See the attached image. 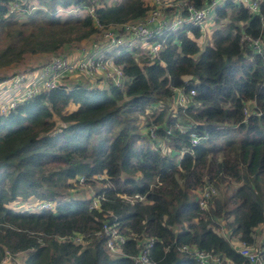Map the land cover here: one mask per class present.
<instances>
[{
    "label": "trees",
    "instance_id": "trees-1",
    "mask_svg": "<svg viewBox=\"0 0 264 264\" xmlns=\"http://www.w3.org/2000/svg\"><path fill=\"white\" fill-rule=\"evenodd\" d=\"M207 1L185 0L196 7ZM89 5L0 0V81L11 74L2 68L24 55L99 39L109 25L144 16L152 0H96L92 14ZM179 8L185 13L184 4ZM212 20L225 22L210 40L199 41V25L182 23L158 36L163 41L153 56L140 46H112L105 56L120 66L121 86L104 77L102 86L74 81L0 112V264H11L3 260L6 250L25 252L21 264H134L130 255L147 236L155 238L149 250L155 264H197L177 249L182 243L241 263L235 247L242 240L262 248L264 258V236L256 234L264 220V0L253 12L224 0ZM242 33L260 38L259 49ZM179 87L186 97L173 106ZM175 121L206 137L191 145ZM150 123L154 137L146 132ZM178 148L185 151L176 158ZM80 178L93 188L95 180L101 184L85 197H69ZM204 183L219 194L200 208ZM134 192L145 200L119 195ZM92 198L98 207H89ZM43 200L51 206L36 208ZM113 217L125 236L117 256L105 249L103 233L94 235ZM76 233L85 237L62 238Z\"/></svg>",
    "mask_w": 264,
    "mask_h": 264
},
{
    "label": "built area",
    "instance_id": "built-area-1",
    "mask_svg": "<svg viewBox=\"0 0 264 264\" xmlns=\"http://www.w3.org/2000/svg\"><path fill=\"white\" fill-rule=\"evenodd\" d=\"M90 5L87 10L89 14L93 13L94 3L96 0H88ZM164 0H152V7L148 12L140 18L134 20H127L118 24L109 25L105 29H102L101 36L106 39L104 45H100L96 40L92 42V51L85 53L84 47H79L81 56L79 58H69L64 52L51 53L47 56L46 60L40 65L39 71L36 76L26 80L24 72L13 73L6 79L2 80V83L10 85L12 88L10 96L3 98L0 101V112H6L10 108L16 106L24 99L33 96L39 91L55 87L59 85H65L61 81L65 77L72 73L81 72L90 78H94L95 74H100L107 81L114 85L121 86L123 80V72L120 66L116 65L110 56H105V53L115 45L121 44L126 47L140 46L145 49L149 56L156 55L161 48V42L163 39H158V36L164 32L178 28L182 23L190 22L197 24L202 28V22L206 21V18L210 14H214V8L224 0H208L206 3L196 7L191 3L181 0L175 4H178L177 8L171 12L163 11V6L166 5ZM244 4L249 11H255L257 7V0H233ZM184 4L185 13L179 8V5ZM17 3H12V8L16 7ZM242 39L253 47L259 49L260 38L249 37L242 33ZM177 90L176 95L173 96L174 104L182 105L184 103L185 94L182 89L174 88ZM2 91V90H0ZM190 93L193 91L190 90ZM3 93V91H2ZM159 104L162 105L161 101ZM245 111V109H244ZM246 112V111H245ZM174 126L180 131H186L188 135V141L191 145H195L204 139L206 136L203 133H199L189 128L185 123L181 121H175ZM155 126L150 123L146 125V132L149 137H154ZM168 133L169 130L167 129ZM155 144L163 148V142L157 139ZM184 148H178L174 153L176 158L180 157ZM82 180V178H80ZM216 194V188L212 183H204L197 190V204L200 208H205L207 201ZM123 196L129 202L144 201L145 195L143 193L134 192L131 194H119ZM51 201L43 200L38 201L35 207H50ZM98 198H92L89 207H98ZM103 233L106 237L104 239V246L107 252L111 256H117L123 254L122 245L125 242V236L119 231L116 218L113 217L110 221H102L100 228L94 231V235ZM71 237L74 241H80L84 234L76 233L71 235H64L62 238ZM155 238L153 236H147L143 240V246L130 257L134 264H155L157 258L150 254L149 250ZM177 249L180 252L191 255L197 264H264L262 248L249 244L245 241H239L235 247V250L243 256L244 261L241 263H235L230 258L212 252L205 248H198L195 246H189L188 244H178ZM11 256L9 251L6 250L3 260Z\"/></svg>",
    "mask_w": 264,
    "mask_h": 264
},
{
    "label": "crops",
    "instance_id": "crops-1",
    "mask_svg": "<svg viewBox=\"0 0 264 264\" xmlns=\"http://www.w3.org/2000/svg\"><path fill=\"white\" fill-rule=\"evenodd\" d=\"M178 1H175V0H167V3H166V6H175ZM211 17H213V14H210ZM202 24V30H203V34L205 33H208V40H210V34L211 33V30H212V24H214V21L210 20V21H204L201 23ZM98 41L100 45H104L105 42H106V39L104 37H102L101 35L99 36V39H94L92 41H85L84 43H82V47H84L85 49V53H90L92 51V42L94 41ZM60 52H64L68 55L69 58H79L81 56V52L79 50V47L78 45L77 46H72V47H66L64 49H62ZM47 54L48 52H41V53H36V54H33V55H30V58H23L22 60H20L16 65H11V66H7V67H4L2 68V70L4 69H8L9 71H12L10 72L12 75L13 73H17V72H24L25 75H26V80L34 77L38 71H39V68H40V65L46 60L47 58ZM33 56V57H32ZM15 68L16 70L13 71ZM9 74V73H8ZM9 77V76H8ZM6 79V78H4ZM89 80V83L88 84H95V85H99V86H102L103 84V81H102V78L101 77H94V78H90L81 73V72H76V73H72L70 74L69 76L65 77L64 79H62V83L65 84L67 87H69L72 82L76 81V82H79V83H84L85 81H88ZM5 85V83H2V80L0 81V87ZM176 92L177 90L174 89V95H176ZM1 94L2 91H0V98H1ZM259 223L257 226L258 228H264V223ZM264 231V229H263ZM262 231V232H263ZM257 237H263L262 235L261 236H258ZM230 238H233V237H230ZM258 238V240L260 239Z\"/></svg>",
    "mask_w": 264,
    "mask_h": 264
},
{
    "label": "rangeland",
    "instance_id": "rangeland-1",
    "mask_svg": "<svg viewBox=\"0 0 264 264\" xmlns=\"http://www.w3.org/2000/svg\"><path fill=\"white\" fill-rule=\"evenodd\" d=\"M20 17H22V16H19V18ZM212 21V17H211V15H209L207 18H206V21L208 22V21ZM220 21H224L225 22V20H220ZM219 21V22H220ZM219 22L218 23H215L214 22V24H212V27L214 28V27H217L218 26V24H219ZM212 28V29H213ZM209 34H211V33H209ZM208 33H205V34H203L200 38V40L199 41H204V40H206V41H208ZM94 40V39H93ZM92 41V40H91ZM78 47H82V44H80V45H78ZM51 53L50 52H48V54H47V56L48 55H50ZM30 55H33V54H26V55H24V57L23 58H25V57H27V58H30ZM109 56V55H108ZM33 57V56H32ZM111 57V56H110ZM17 64V63H16ZM16 64H14V65H16ZM14 70L13 71H15L16 69L15 68H13ZM3 73H10V72H12V71H9L8 69H4V70H1ZM36 76V75H35ZM34 76V77H35ZM33 77V78H34ZM95 77H101L102 78V76L100 75V74H95ZM0 90H2L3 91V94H1V98H0V101L3 99V98H5V97H7V96H10V93H11V90H12V88L10 87V85H8V84H6V85H3V86H1L0 87ZM170 104L171 105H173V103H172V100H170ZM71 106V105H70ZM149 111H150V109L149 108H147V109H145V113H149ZM177 120H180V119H177ZM78 184H79V186L78 187H76V188H74V189H71V192H70V196L69 197H85V196H87V195H89V194H92V191H94L93 189L95 188V187H97L98 185H100L101 183H100V181L99 180H95L94 181V185H95V187L93 188V186L91 185V184H87L86 182H84V180L82 179V180H79L78 181ZM230 186H231V184H230ZM216 188V187H215ZM217 193L219 194V188H216V194L215 195H217ZM224 222V220L221 222V223H223ZM262 223H264V220L261 222V224ZM260 224V225H261ZM223 227V226H222ZM224 229V228H223ZM263 229L264 228H258V226H257V228H256V234L258 235V236H264V231H263ZM263 231V232H262ZM219 233L220 234H223V236H227V238H230L229 236H228V231H226V232H224L223 233V231H222V229L221 228H219ZM260 238V237H259ZM24 254H25V252H17V253H15L14 255H12V256H9V257H7L5 260H8L11 264H21V261H22V259H23V256H24Z\"/></svg>",
    "mask_w": 264,
    "mask_h": 264
},
{
    "label": "clouds",
    "instance_id": "clouds-1",
    "mask_svg": "<svg viewBox=\"0 0 264 264\" xmlns=\"http://www.w3.org/2000/svg\"><path fill=\"white\" fill-rule=\"evenodd\" d=\"M176 5L178 6V4H176ZM212 18H213V17H212ZM173 95H174V94H173ZM171 100H172V103H173V106H174L175 104H174V102H173V96H172Z\"/></svg>",
    "mask_w": 264,
    "mask_h": 264
}]
</instances>
